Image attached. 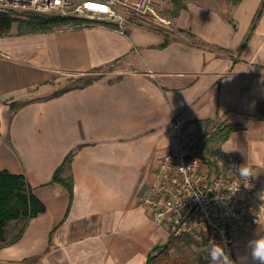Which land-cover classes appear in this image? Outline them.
Masks as SVG:
<instances>
[{"label":"crops","instance_id":"1","mask_svg":"<svg viewBox=\"0 0 264 264\" xmlns=\"http://www.w3.org/2000/svg\"><path fill=\"white\" fill-rule=\"evenodd\" d=\"M263 3L171 0L174 35L14 23L0 37V172L24 177L45 210L9 224L0 264H146L172 236L141 199L178 135L227 132L214 153L262 177ZM59 169L72 192L53 182Z\"/></svg>","mask_w":264,"mask_h":264},{"label":"built area","instance_id":"2","mask_svg":"<svg viewBox=\"0 0 264 264\" xmlns=\"http://www.w3.org/2000/svg\"><path fill=\"white\" fill-rule=\"evenodd\" d=\"M167 8L165 0H0V14L95 22L121 35H127L129 27L174 35ZM203 146L198 136L178 135L175 148L159 161L141 205L153 224L172 237L198 235L205 249L215 241L237 264L231 232L264 224V175L242 180L237 168L244 163L221 151L207 159ZM205 258L210 264L206 250Z\"/></svg>","mask_w":264,"mask_h":264},{"label":"trees","instance_id":"3","mask_svg":"<svg viewBox=\"0 0 264 264\" xmlns=\"http://www.w3.org/2000/svg\"><path fill=\"white\" fill-rule=\"evenodd\" d=\"M263 6L264 3L262 7ZM73 21L76 20L34 14H22V16H20L19 13H2L0 14V37L8 35L14 23L18 24L20 33H38L51 31L58 26H63ZM90 82L91 80H87L84 85H87ZM65 91L66 90H62L57 94H61ZM228 130L230 132L233 130V127L230 126ZM226 133L218 131V140H223ZM205 143L204 145L206 146L208 143ZM70 157H68L66 162L69 161ZM60 172L61 169L55 173L53 182L64 184L67 186L68 190L72 192L70 182L61 179L59 175ZM44 210V206L33 195L32 189L26 183L24 177L14 176L6 171L0 172V243L5 244L7 242V228L11 222L17 220L28 221L44 212ZM22 233L23 229L19 231L9 243H15ZM169 244L170 241L164 246L157 247L155 250L158 253L155 256H150L146 264H163L166 258L160 259V255L169 249Z\"/></svg>","mask_w":264,"mask_h":264},{"label":"rangeland","instance_id":"4","mask_svg":"<svg viewBox=\"0 0 264 264\" xmlns=\"http://www.w3.org/2000/svg\"><path fill=\"white\" fill-rule=\"evenodd\" d=\"M166 2L170 6L171 0H166ZM167 14L170 16L169 11ZM19 15L22 16L20 13ZM90 25L101 27L100 24L95 22L90 23ZM14 28L15 25H13L12 29ZM110 70L111 68L107 69L106 72ZM88 79H90L89 76L83 78H74L68 85L78 86L80 84H84V82H86ZM217 131L218 129L211 128L210 130L198 134L202 141L208 143L206 146H203V155L207 159L212 156L214 151L219 146ZM18 233L19 231H13V237ZM256 234L264 235L263 223L254 227L236 229L231 232V242L235 257L238 262L237 264H259V262L252 260L250 249L247 247L248 241L256 238ZM203 244L204 240L198 235L170 237L169 249L164 253L162 252L163 254L160 255V259L166 258L163 264H208L203 253Z\"/></svg>","mask_w":264,"mask_h":264},{"label":"clouds","instance_id":"5","mask_svg":"<svg viewBox=\"0 0 264 264\" xmlns=\"http://www.w3.org/2000/svg\"><path fill=\"white\" fill-rule=\"evenodd\" d=\"M237 171L242 180L248 181L250 177L255 176L249 167V163L240 165ZM245 185L247 186V184ZM247 247L250 249L252 260L259 262V264H264V235L256 234V238L248 241ZM205 250L210 264H235L222 244L209 241Z\"/></svg>","mask_w":264,"mask_h":264},{"label":"snow or ice","instance_id":"6","mask_svg":"<svg viewBox=\"0 0 264 264\" xmlns=\"http://www.w3.org/2000/svg\"><path fill=\"white\" fill-rule=\"evenodd\" d=\"M88 7H94L93 5H88Z\"/></svg>","mask_w":264,"mask_h":264}]
</instances>
